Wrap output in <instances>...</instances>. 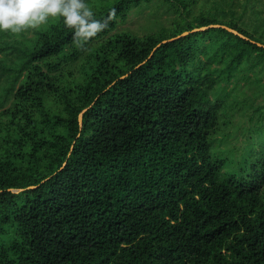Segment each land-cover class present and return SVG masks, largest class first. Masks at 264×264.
<instances>
[{"label":"trees","instance_id":"obj_1","mask_svg":"<svg viewBox=\"0 0 264 264\" xmlns=\"http://www.w3.org/2000/svg\"><path fill=\"white\" fill-rule=\"evenodd\" d=\"M152 1L0 32V264H264V0Z\"/></svg>","mask_w":264,"mask_h":264},{"label":"clouds","instance_id":"obj_2","mask_svg":"<svg viewBox=\"0 0 264 264\" xmlns=\"http://www.w3.org/2000/svg\"><path fill=\"white\" fill-rule=\"evenodd\" d=\"M62 18L73 30L77 45L101 32L106 24L95 18L86 0H0V32L19 33L36 28L48 19Z\"/></svg>","mask_w":264,"mask_h":264},{"label":"rangeland","instance_id":"obj_3","mask_svg":"<svg viewBox=\"0 0 264 264\" xmlns=\"http://www.w3.org/2000/svg\"><path fill=\"white\" fill-rule=\"evenodd\" d=\"M157 3H158V0H153L152 2L149 3V5H145V6H141V8L139 7V8L133 9L128 15V17L126 18V20L118 24V30L127 29V30H131L132 32H135L138 34H143L148 31L151 32V31L157 30L159 27V23H163V22L165 23L167 21V18L169 17L167 13L163 12L164 7H165L164 5L163 6L159 5V7L155 8ZM244 117L245 115L240 114L239 116H237L236 119L238 121H243ZM231 118L234 119V115H232L231 117L230 114L227 116L223 114V117L221 119V124H225L228 120H231ZM243 128H245L246 131H250V133H252L254 129V125L248 124L246 125V127H243ZM227 133L230 134V135L228 134L227 137L228 139H231L232 142L235 141L236 143H239V142L241 143V140H240L241 138L240 137L238 138L239 135L237 137L235 136V134L236 135L238 134V131L235 128H233V126H231V128L227 130ZM218 136H221V138L217 139V138L211 137L212 152H214L215 154L219 156L227 157L229 161H231V159L234 160L233 158H235L236 160V157L232 155V152L230 153L231 148L229 151V146L224 145L225 144L224 134L221 135V133H219ZM250 140H252V138H250ZM255 143H256V140L254 139V136H253V144L248 143L245 151L249 152L251 147L253 149ZM257 146H255V149L259 148ZM244 155H245L244 151L243 152L240 151V154L238 157H239V160L242 162L244 159L247 160L248 158V157H245Z\"/></svg>","mask_w":264,"mask_h":264},{"label":"water","instance_id":"obj_4","mask_svg":"<svg viewBox=\"0 0 264 264\" xmlns=\"http://www.w3.org/2000/svg\"><path fill=\"white\" fill-rule=\"evenodd\" d=\"M223 26H224L225 28H227L228 30L237 33L236 30H234V29H232V28H230V27H228V26H225V25H223ZM206 27H207V26H201V27L195 28V29H193V30H191V31L199 30V29H204V28H206ZM188 32H189V31H184V32H182L180 35H177L176 37H179V36H181V35H184V34H186V33H188ZM176 37L169 38L168 40H172V39H174V38H176ZM162 41H165V40H162ZM258 44L261 45V43H258ZM83 110H85V109H83ZM78 118H79V122H81L82 113L79 114V117H78Z\"/></svg>","mask_w":264,"mask_h":264}]
</instances>
